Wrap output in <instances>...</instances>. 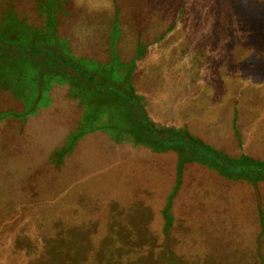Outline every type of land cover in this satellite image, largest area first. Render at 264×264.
<instances>
[{
    "label": "rangeland",
    "instance_id": "374dc122",
    "mask_svg": "<svg viewBox=\"0 0 264 264\" xmlns=\"http://www.w3.org/2000/svg\"><path fill=\"white\" fill-rule=\"evenodd\" d=\"M82 3L90 6L96 34L106 33L114 41L117 26L121 39L116 48L136 47L123 44L125 36L126 41L143 43L142 55L132 73L113 82L102 77L99 89L90 84H97L95 78L88 76L86 85L61 73L54 76V69L43 82L16 83L17 96L20 88L31 90L22 102L15 98L9 104L15 137H0V264L211 263L205 260L209 248L182 242L220 239L215 229L226 221L222 213L247 203L254 188L256 174L247 173L240 162L252 161L264 169V113L247 114L243 106L253 99L250 95H255L256 107L264 103V78L247 73H258L261 66L245 61L264 62V0ZM77 41L73 36L74 47ZM200 59L206 62L196 66ZM31 64L25 62L20 70L31 75ZM221 89L239 94L238 120L254 124L247 131L228 132L239 133V145L235 151L224 145L222 153L237 161L221 157L216 167L202 163L198 168V175L213 170L217 183L196 176H186L183 183L174 139L154 143L139 136L138 100L148 105L156 126L165 128L158 94L167 95L161 102L168 106L165 101L190 99L185 91L214 94ZM175 91L181 97H170ZM127 94L135 97L126 99ZM262 180L257 185L264 195ZM174 189L188 195L191 203L161 200ZM186 203L190 206L185 210ZM164 204L176 224L159 233L150 226L153 221L160 228L165 224L153 214ZM165 218L174 221L170 215ZM239 251L225 249L219 256L228 258V264H242Z\"/></svg>",
    "mask_w": 264,
    "mask_h": 264
},
{
    "label": "crops",
    "instance_id": "0c3cea01",
    "mask_svg": "<svg viewBox=\"0 0 264 264\" xmlns=\"http://www.w3.org/2000/svg\"><path fill=\"white\" fill-rule=\"evenodd\" d=\"M47 6L51 7L54 19L49 23L44 20ZM77 10L79 14L81 13L79 16L76 14ZM15 17L20 21L18 26L14 24ZM93 25L94 21L90 22V6L84 5L82 0H0V83H13L16 80L36 81V78H32L33 74H46L53 69L54 72L68 70L74 74L73 76L83 77L80 71H84L120 80L122 75L130 72L136 60L142 55L143 43L129 42L130 39L126 41V37L123 36V44L136 47L119 50L116 48L117 41L121 39L119 27L115 28L116 36L112 41L110 37L105 36L106 33L96 34ZM77 27L82 30L75 31ZM88 29L92 32L86 31ZM102 29L108 28H99ZM106 31L109 32L110 29ZM92 34L94 35L90 36ZM73 36L78 40V46L74 47L72 44ZM201 61L205 63L206 59H200L194 64L198 66V62ZM25 62L29 65L31 62L35 63L34 72L30 75V71L20 70L22 73L17 74L16 65L20 67ZM236 73L238 72L235 71V76L238 77ZM176 93L177 91L174 94L172 92L173 95L170 97H181L175 96ZM185 93L189 94L190 99L185 98L177 103L174 100L171 103L165 101L168 106L162 103L163 97L167 95H157L159 117L168 123L165 128L156 126L157 120L142 100L141 105L152 124L150 125L152 129L172 138H185L180 142L181 145L174 147L180 151L181 163L178 172L181 181L184 183L183 179L186 176H196L205 182L217 183L213 170L204 165L207 171L199 176L198 168L200 169L202 163L216 167L217 162L212 157H230L231 160L237 161L233 155L222 153L224 145H230L231 151H235L239 145V133L238 135L235 133V136L228 132L233 128L237 131H247L254 123L238 120L239 94L234 95L232 92L228 94L222 89L214 94L207 90L198 92L190 90ZM254 97L255 95H250L253 99L243 102L247 114L264 113V103L256 107ZM261 98L264 99V95ZM9 104H15L14 94L3 89L0 93V105L5 108ZM9 122V119L1 120L0 129H8L6 123ZM203 152L211 157H200Z\"/></svg>",
    "mask_w": 264,
    "mask_h": 264
},
{
    "label": "trees",
    "instance_id": "16d2710c",
    "mask_svg": "<svg viewBox=\"0 0 264 264\" xmlns=\"http://www.w3.org/2000/svg\"><path fill=\"white\" fill-rule=\"evenodd\" d=\"M48 9L46 10V17L44 20H46L47 23L49 22H53V13H52V9L50 6H47ZM50 13V15H49ZM19 19H17L16 17L14 18V24L16 26H18ZM117 28V26H116ZM114 36H116V34L114 33ZM112 48V46H111ZM257 60V61H256ZM247 63L246 65L251 66L252 63L255 64V62L258 63V65L261 66V68L258 70V73H255V71H251L249 69H247V73L252 74L253 76H258L261 78H264V62H260L261 60L255 59V58H247L245 60ZM31 67L35 68V63L31 64ZM134 66H132V69H130V72H128L127 74H130L133 72ZM239 69H236L235 71L238 72ZM32 72H34V70L32 69ZM16 73L17 74H21L22 72L20 71V67L18 65H16ZM51 72H47L46 74H33L32 78H36L35 80H31V82H43V78H47V76H50ZM64 74L65 76H67L69 79L71 80H79L81 82H83L84 84L88 85L87 83V78L92 77L95 78V82L97 84L91 83L92 81L90 80V84L92 85V87L99 89V85H100V81L99 79L102 78V76H99L96 73L93 72H84V71H80L82 76H73L74 74H72L71 72H69L68 70L66 71H57V72H53L54 76H56L57 74ZM85 76V77H84ZM123 76V75H122ZM110 77V76H109ZM112 78V76L110 77ZM40 79V80H39ZM113 82V81H118L115 79H109V82ZM16 83H27L26 81H15L13 83L9 82V83H0V86H2L3 89L8 90V91H12L14 94V97L17 98L18 100H20L22 102V100L26 97H28L29 92L31 90L28 88V86L26 87V91L24 90V88H20L19 90V94L18 96L15 95L16 93ZM40 85V84H39ZM127 96V97H126ZM134 96V95H133ZM132 95L127 94L125 95L126 99L128 98H134ZM140 97V96H139ZM137 103V102H136ZM141 103H139L138 100V104L141 108L142 105H140ZM2 107V110H0V121L3 119H9V121L12 123L11 125H8V129H0V137H4V138H10L13 139L15 137V128H14V111L12 109H9V105H7V107ZM141 118V126L143 128V132L141 133V135L139 134V136H142L144 138L149 137V139L152 142H156L158 140H161V142L166 143L165 141H170L172 139H174V147H178L180 144V142H182L185 138H172L169 137L168 135L165 134H161L159 133L157 130L155 131L154 129H152V124L148 121L146 114L142 108V111H140V116ZM151 125V126H150ZM12 131H9V130ZM135 135V134H134ZM172 138V139H170ZM165 145V144H164ZM160 148H164L163 146H161ZM206 154V153H205ZM206 157H211L210 155L206 154ZM215 159L217 163H219V159L218 158H213ZM179 162L181 163V161L179 160ZM242 163L241 165H244V167H248V169H246V172H250L255 175V179L253 178V181H255V184H253L254 188L250 189V197H247L248 202L244 203L243 205L238 206L236 210H232L229 212H225L222 213L224 214V216L226 217V221L223 222V224H218L216 226V233H220L222 236L219 238H214V239H208V240H202V239H198V240H187L185 242H182V244H189V245H197L198 247H201L203 249L209 248L211 254L207 255V258H205V260L207 261H212L211 263L206 262L205 264H220V262H222L221 264H228L229 259L228 258H222L219 255H223L225 252H220L223 250H240L239 252L242 254L241 257L238 258V260L242 263V264H263V253H264V195H261V187H259L260 185H257L260 180L264 179V169L261 170L259 169V167H257L254 164H257L255 162L252 161H246V162H240ZM253 164V166H251ZM260 175V176H259ZM262 177V178H259ZM263 181V180H262ZM180 187V185L178 186ZM178 190V188H177ZM176 189L168 191V193L161 199L164 202H167V204L169 203H174L176 200H180L178 198H182L184 202L187 203H191L190 201H188V195H185L184 197H182L181 195H179L180 193H178ZM192 199V198H191ZM186 203V204H187ZM167 204H164V208L159 209V207H157L156 210L153 211V214H159L158 217L161 218L162 220H164L165 224L163 225L162 228H160V226H156V222L153 221L152 225L150 227H153L152 229L157 231V232H166L168 230L171 231V228L173 226H175L176 222H175V217L174 215L170 214L168 211ZM175 206V205H174ZM189 206L187 204L186 209H189ZM196 208H194L195 210ZM184 211H182L183 214ZM194 210H190L191 212H193ZM198 210V209H197ZM152 211V210H151ZM169 213V214H168ZM194 213V212H193ZM170 215V219H173V222H169L168 218L166 219L165 217H169ZM180 215L178 214L177 219L180 220ZM180 228V226H176V228ZM241 227V228H240ZM238 234L240 236H243L242 238H238ZM168 235V234H167ZM239 236V237H240ZM218 237V236H217ZM170 238V237H167Z\"/></svg>",
    "mask_w": 264,
    "mask_h": 264
}]
</instances>
